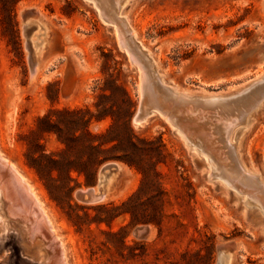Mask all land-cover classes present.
I'll use <instances>...</instances> for the list:
<instances>
[{
  "label": "rangeland",
  "instance_id": "obj_1",
  "mask_svg": "<svg viewBox=\"0 0 264 264\" xmlns=\"http://www.w3.org/2000/svg\"><path fill=\"white\" fill-rule=\"evenodd\" d=\"M113 3L131 31L126 38L137 32L133 41L150 56L151 72L163 85L197 99L244 95L248 101L232 115L194 118L174 107L182 134L158 112L137 126L140 108L150 112L151 106L143 69L118 37L126 27L106 21L95 0H0V150L34 186L57 232L55 243L44 232L34 233L26 216H36L15 215L18 201L0 191V264H52L61 252L65 264H220L223 253L233 256L231 264H264V211L217 178L208 159L209 152L232 145L242 166L264 183V100L246 125H234L231 142L226 136L229 118L251 108L256 86L264 84V0ZM28 19L38 23L26 31ZM30 40L39 54H33ZM111 80L124 84L135 102L133 143L123 129L111 135L123 141L121 149L134 164L111 159L93 176L74 172L73 191L55 192L60 205L30 165L32 156L64 148L55 133H43L47 125L38 119L52 110L85 107L96 114L97 103L117 110L121 95L101 96L103 89L111 94ZM111 122L94 120L89 130L105 133ZM108 164L119 167L106 172L115 176L118 189L105 200L82 201L80 192L103 186L100 171ZM132 196L127 209L136 212L135 223L128 213L101 221L117 213L98 207L121 205Z\"/></svg>",
  "mask_w": 264,
  "mask_h": 264
},
{
  "label": "bare ground",
  "instance_id": "obj_2",
  "mask_svg": "<svg viewBox=\"0 0 264 264\" xmlns=\"http://www.w3.org/2000/svg\"><path fill=\"white\" fill-rule=\"evenodd\" d=\"M115 1H118V0H115ZM120 5H122V4H120ZM98 6L102 10V13H103L106 21H108L112 24L115 23L116 25L117 24L121 25V27H122V25H123V27H126V29H125L126 31H121L120 35H118V37L119 36L121 37L120 39L122 41V44L127 48V50H129L128 52H129V54L131 53L133 60L136 63H138L139 65H141V67L143 69V73H142L143 77L142 78H143V82H144L143 83V85H144V97L145 98L147 97V100L149 101L150 106H151V111L149 113H148V111H146L145 115L147 117L158 112L174 128H176L177 131H179L182 134L183 129L180 126L181 124H180L179 117L174 113V110H173L174 107L179 109L180 110L179 112L185 114L186 116H189V115L192 116L193 114L197 115V116H198V114L208 115V116L217 115V114H220V115L221 114H230V115H232L234 110L236 108H238V106L244 105V103H246V101H248V97L244 96V95H242L240 97L238 96L237 99H230V100H227L224 98H219V97H204L201 99L200 98L197 99V98H192V97H189L187 95L179 94V93L173 91L172 89L168 88L169 87L168 84H167L168 87H166L165 86L166 84L165 85L162 84L163 79L161 80L157 75H155L154 72H151L152 68H153V66H152L153 63L150 62V60L148 59L150 56L149 57L146 56L147 54H145L143 52L144 50L143 51L141 50L142 47L140 48L139 45L134 43L133 38L135 37V34L137 32L135 31L136 33L133 35L134 37L130 36L131 37L130 39L126 38L125 33H129L131 31L128 29V27L125 24L122 23V19H120L118 17V13L115 10L113 0H98ZM120 8H121V6H120ZM37 19H38V21H41L40 18H37ZM38 21L28 19V21H27V23L29 24L28 29L30 28V26L32 24L37 25ZM124 23H126V22H124ZM126 24L128 25V23H126ZM133 29H131V30H133ZM30 35H31V37H33L34 31H31ZM120 45H121V43H120ZM42 47L43 46H41V48ZM30 48H31L33 54H35V55L39 54L38 45L36 44L35 41L30 40ZM152 61H154V60L152 59ZM35 66H36V63L34 64V68H36ZM155 67L159 68L158 64ZM32 72L34 73V71H32ZM160 76H163V75H160ZM263 80H264V78H263ZM255 84H257V83H255ZM259 86L258 85L256 86V87H258L256 90L257 95L255 97L253 96L254 99H253V102L251 104L252 105L251 108H249L245 111H241L238 115H236V113H235L234 115H236V117L233 118V116H231L232 118H229L230 119L229 123L231 126L228 127L229 128L228 134L226 135L227 140L229 142H231V133H232L234 125L236 123H239V122H241V123L244 122L246 125L248 122L249 113L264 100V84L260 87ZM194 115H193V117L195 118ZM185 119L188 120V118H186V117H185ZM193 120H195V119H193ZM225 120H227V119H225ZM134 123L137 126L143 124V123L137 122V121H134ZM191 123H193V122L191 121ZM220 126H218V127L215 126V127L219 128ZM198 135L201 136L200 133ZM218 139H220V138H218ZM222 140H224V138H222ZM198 141H199V139H198ZM206 141L207 140H204V142H206ZM217 142H218V140H217ZM193 143H194L195 147H198V148L202 149L203 151H205V148L203 149L202 144H200L201 142L198 143L196 141H193ZM206 143H208V142H206ZM208 144H210V143H208ZM211 144H213V143L211 142ZM225 144H227V142ZM223 148H224V144H223V147H221V146L218 147V149L215 152H213L212 154L210 152L208 153V156H209L208 159L210 162V166H211V169L213 170V172L215 173L216 177L219 178L220 180H222L223 183L226 184L227 186H229L230 188L235 189L239 194L246 196L249 199L250 205L259 207L261 210L264 211V183L257 176L251 174L249 171H247L242 166V164L239 161L238 155H237V151H236L237 148L235 149L232 145L230 147H227V151H224ZM212 149H214V148H212ZM101 180H102L101 185L103 184L102 187L100 186L99 188H93V189L88 190L92 194V201L94 203L107 199L111 194H113L118 189V183L116 181L115 176L105 175V176H103V178ZM121 185H123V184H121ZM121 185H119V186H121ZM123 186H122V188H123ZM120 190H122V189H120ZM0 191L5 194V196H6V197L4 196L5 199L7 198L9 201L16 199V201H18L17 206L14 205V207L12 208V212L15 215H17V214L18 215L30 214L31 216H36L37 220H34V218H32V217L30 218V217L26 216L27 220L33 224L34 233H36V232L37 233L38 232L43 233L44 232L43 234L46 237L48 236L51 239L52 243H55L57 241V238H55L56 236L54 237V235H53L55 233L57 234V232H56V230H54V228L52 226V220L48 214V211H47L45 204L42 201L40 195L38 194V192L36 191L34 186L30 183L29 179L20 172V170L17 168V166L15 164L10 162V160L4 155V153L1 150H0ZM14 217H16V216H14ZM0 221H2L1 217H0ZM30 229H27V230H29V232H30ZM33 240L35 241V239H33ZM59 246H61V244ZM64 246L65 245H63V248H64ZM61 248H62V246H61ZM63 250H65V249H63ZM58 254H59V252H58ZM60 254L58 255V257L56 258L55 261H52L53 259L51 260V258H50V260L52 261V264H65L64 259H63L64 253L61 252ZM232 258H233V256L231 254L223 253L221 258H220V264H231ZM65 261H67V260L65 259ZM43 262H45V261H43ZM48 262H49V260H48ZM45 264H47V263H45Z\"/></svg>",
  "mask_w": 264,
  "mask_h": 264
},
{
  "label": "trees",
  "instance_id": "obj_3",
  "mask_svg": "<svg viewBox=\"0 0 264 264\" xmlns=\"http://www.w3.org/2000/svg\"><path fill=\"white\" fill-rule=\"evenodd\" d=\"M111 84V94L107 95L108 89H103L101 96L113 99L115 93L121 95V104L117 105V110L97 103L96 114L89 107H85L75 110H52L38 119V123L47 125V129H42V131L44 130L43 133H55L64 148L56 154L46 155L42 153L39 157L32 156L30 165L43 181L51 198L60 205L61 201L55 192L67 189L70 194L73 191L70 184L75 181L74 172L86 177L93 176L101 164L111 159H122L134 164L130 155L121 149L123 148V141L119 137L111 135L115 129H123V133L127 135L129 142L133 143L135 134L131 127V118L135 109V102L124 84L114 82V80L113 82L111 80ZM53 114L60 118L53 119ZM108 117L112 119V122L105 133L93 134L90 132L89 126L94 120L102 121ZM134 197H130L121 205L111 203L98 207L105 211H113V214L114 212L117 213V215L113 217L110 215L101 221L108 222L109 218H116L128 213L135 223L137 221L136 212L133 209H127ZM69 206L72 207L71 204Z\"/></svg>",
  "mask_w": 264,
  "mask_h": 264
},
{
  "label": "water",
  "instance_id": "obj_4",
  "mask_svg": "<svg viewBox=\"0 0 264 264\" xmlns=\"http://www.w3.org/2000/svg\"><path fill=\"white\" fill-rule=\"evenodd\" d=\"M97 1V4H98V0H95ZM31 12H27V14H29ZM28 21V20H27ZM28 23L26 22V25H25V30L28 31ZM149 113V112H148ZM146 112L142 109V107L140 108V110L138 111V113L136 114V116L134 117V121H137V122H141L143 123L144 121H146V119L148 118L146 115ZM119 170V167L118 165L116 164H108L106 166H104L101 171H100V179L103 178V176L106 175V172L107 171H110V172H113V171H117ZM101 191V190H100ZM78 197L84 201V202H87V203H91L93 202L92 201V194L87 191V192H80L78 194Z\"/></svg>",
  "mask_w": 264,
  "mask_h": 264
}]
</instances>
